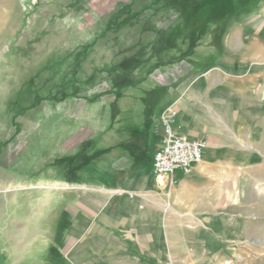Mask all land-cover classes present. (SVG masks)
I'll return each mask as SVG.
<instances>
[{
	"label": "rangeland",
	"instance_id": "374dc122",
	"mask_svg": "<svg viewBox=\"0 0 264 264\" xmlns=\"http://www.w3.org/2000/svg\"><path fill=\"white\" fill-rule=\"evenodd\" d=\"M227 2L0 0V264H31V244L42 232L36 221L43 213V200L37 206L31 199H43L38 188L54 173L45 164L60 150L74 152L114 116L115 109L103 102L119 95L135 71L146 70V63L130 61L128 54L149 52L140 46L156 29L163 30L164 51L178 37L181 53L195 44L197 56L203 54L204 36L214 32L210 27L238 17L217 13L223 5L230 7ZM258 5L263 9L264 0ZM207 8L213 14L203 12ZM254 18L264 24L262 11ZM196 61L191 73L187 62L180 63L179 82L211 66L208 58ZM164 80L172 81V75L165 72ZM236 113L225 108L220 116L233 120ZM212 116L231 133L223 150L252 148L257 156L252 141L258 136L248 133L250 138L242 139L230 131V122ZM215 141L218 146L211 150H221ZM258 147L264 152V143ZM259 159L223 158L235 162L231 171L236 173L216 175L205 184L201 208L200 199L191 207L180 200L178 207L173 183L157 187L163 193L164 225L153 241L149 238L147 264H264V170L256 167L264 161ZM248 161L252 168H237Z\"/></svg>",
	"mask_w": 264,
	"mask_h": 264
},
{
	"label": "crops",
	"instance_id": "0c3cea01",
	"mask_svg": "<svg viewBox=\"0 0 264 264\" xmlns=\"http://www.w3.org/2000/svg\"><path fill=\"white\" fill-rule=\"evenodd\" d=\"M260 1L228 0L230 7L217 8V13L238 17L225 25L217 45L211 32L205 35L203 54L197 56L195 44L191 51L181 53L178 37L171 39L170 48L164 51L162 29L151 31L144 46L138 44L149 52L138 53L139 59L135 52L128 54L130 61L146 63V70L138 71L139 75L135 71L119 95L112 93V98L103 102L115 109L114 116L103 122L100 132L93 130L90 137L82 139L74 152L64 154L59 149L45 164L54 173L46 175L44 185L38 188L44 192L43 199H31V205L37 206L43 200V213L36 221L42 231L36 238L41 240L31 244V264H147L149 238L153 241L164 225L163 193L152 176L151 152L160 140L159 117L166 106L177 109L180 132L207 144L203 160L191 175L178 173L172 178L178 187V195L172 199L178 207L180 200L191 207V202L196 206L200 199L201 208L205 184L216 175L236 173L231 171L235 162L223 158L264 161V152L258 147L264 143V26L261 30L263 22L254 18L260 11L264 13ZM203 12L213 14L209 8ZM197 57L208 58L211 66L192 74L187 82H179L180 63L190 65L186 73L195 72ZM165 72L172 75V81L165 83ZM237 76L244 80L236 81ZM225 108L237 112L236 119L221 118ZM252 112L255 114L248 119ZM213 114L218 122H230V131L242 139L250 138L251 133L258 136L252 141L257 156L252 148L223 150L225 143L230 144L231 133L219 128ZM215 138L221 144L219 151L211 150L218 146ZM85 143L89 146L86 151ZM251 162L239 163L243 167L237 168L250 169ZM256 167L264 170V164ZM117 189L143 194V208L139 209V200L112 198L109 191Z\"/></svg>",
	"mask_w": 264,
	"mask_h": 264
},
{
	"label": "built area",
	"instance_id": "2783aa9c",
	"mask_svg": "<svg viewBox=\"0 0 264 264\" xmlns=\"http://www.w3.org/2000/svg\"><path fill=\"white\" fill-rule=\"evenodd\" d=\"M160 140L153 152L152 176L157 187L163 188L172 183L176 174L191 175L194 168L203 160L207 144L180 132L177 127V109L166 106L159 117ZM112 198L139 200V209L146 198L143 194L124 190L109 191Z\"/></svg>",
	"mask_w": 264,
	"mask_h": 264
},
{
	"label": "trees",
	"instance_id": "16d2710c",
	"mask_svg": "<svg viewBox=\"0 0 264 264\" xmlns=\"http://www.w3.org/2000/svg\"><path fill=\"white\" fill-rule=\"evenodd\" d=\"M218 23V24H217ZM214 28L210 27V30H213L214 32L212 33L213 37H214V44L217 45V41L219 39V37H217V33H221L223 32V28L225 27L224 23H220V22H216L213 26ZM212 32V31H211ZM205 37V36H204ZM215 50V49H214ZM217 51V48H216ZM214 55V53H213Z\"/></svg>",
	"mask_w": 264,
	"mask_h": 264
},
{
	"label": "bare ground",
	"instance_id": "6f19581e",
	"mask_svg": "<svg viewBox=\"0 0 264 264\" xmlns=\"http://www.w3.org/2000/svg\"><path fill=\"white\" fill-rule=\"evenodd\" d=\"M262 51V50H261Z\"/></svg>",
	"mask_w": 264,
	"mask_h": 264
}]
</instances>
